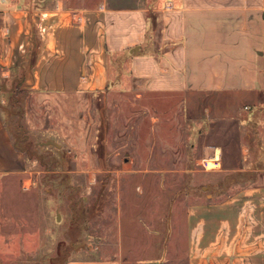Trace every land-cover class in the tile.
Returning a JSON list of instances; mask_svg holds the SVG:
<instances>
[{
	"label": "crops",
	"instance_id": "0c3cea01",
	"mask_svg": "<svg viewBox=\"0 0 264 264\" xmlns=\"http://www.w3.org/2000/svg\"><path fill=\"white\" fill-rule=\"evenodd\" d=\"M112 58L115 75L126 64L144 89L185 96L217 165V194L187 208L185 264H264V0H0V91L102 90Z\"/></svg>",
	"mask_w": 264,
	"mask_h": 264
},
{
	"label": "rangeland",
	"instance_id": "374dc122",
	"mask_svg": "<svg viewBox=\"0 0 264 264\" xmlns=\"http://www.w3.org/2000/svg\"><path fill=\"white\" fill-rule=\"evenodd\" d=\"M128 69L98 91L2 81L0 264H185L187 208L217 194V165L203 163L185 96L144 89Z\"/></svg>",
	"mask_w": 264,
	"mask_h": 264
},
{
	"label": "water",
	"instance_id": "95a60500",
	"mask_svg": "<svg viewBox=\"0 0 264 264\" xmlns=\"http://www.w3.org/2000/svg\"><path fill=\"white\" fill-rule=\"evenodd\" d=\"M50 142H54L53 140H49ZM56 144H58V142H55Z\"/></svg>",
	"mask_w": 264,
	"mask_h": 264
},
{
	"label": "built area",
	"instance_id": "2783aa9c",
	"mask_svg": "<svg viewBox=\"0 0 264 264\" xmlns=\"http://www.w3.org/2000/svg\"><path fill=\"white\" fill-rule=\"evenodd\" d=\"M205 161H206V159H204V162H203L204 164H205ZM205 165H206V164H205Z\"/></svg>",
	"mask_w": 264,
	"mask_h": 264
},
{
	"label": "trees",
	"instance_id": "16d2710c",
	"mask_svg": "<svg viewBox=\"0 0 264 264\" xmlns=\"http://www.w3.org/2000/svg\"><path fill=\"white\" fill-rule=\"evenodd\" d=\"M18 81V83H20V80H17Z\"/></svg>",
	"mask_w": 264,
	"mask_h": 264
}]
</instances>
